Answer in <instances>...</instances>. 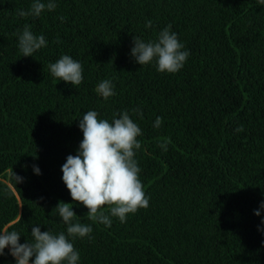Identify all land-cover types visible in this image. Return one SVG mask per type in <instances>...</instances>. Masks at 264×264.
<instances>
[{"label": "trees", "instance_id": "16d2710c", "mask_svg": "<svg viewBox=\"0 0 264 264\" xmlns=\"http://www.w3.org/2000/svg\"><path fill=\"white\" fill-rule=\"evenodd\" d=\"M31 3L0 0V228L22 233L21 243L33 226L66 232L54 210L63 201L93 226L91 240L74 241L80 264H264L254 214L264 199V6L56 0L38 18L18 16ZM25 25L47 40L34 56L18 49ZM168 25L190 51L184 67L172 74L136 63L133 37L154 40ZM64 54L82 65L79 86L50 74L48 65ZM106 79L115 90L107 101L94 91ZM89 110L109 120L128 110L143 133L135 158L149 206L126 223L113 218L110 228L88 220L62 181L61 167L83 139L79 118ZM0 264L15 261L6 254Z\"/></svg>", "mask_w": 264, "mask_h": 264}, {"label": "clouds", "instance_id": "9594fccd", "mask_svg": "<svg viewBox=\"0 0 264 264\" xmlns=\"http://www.w3.org/2000/svg\"><path fill=\"white\" fill-rule=\"evenodd\" d=\"M258 6H264V0H256ZM56 0H32L29 9H19L18 16H41L42 12L54 11ZM61 21L64 17H60ZM152 21H147L145 27L150 28ZM18 49L23 57L47 47L44 35H35L29 26L16 33ZM130 55L142 66L154 62L156 71L160 73H177L185 65L190 51L185 49L178 39V34L171 30V25L164 27L154 40L145 41L138 35L133 37ZM52 77L72 86H79L83 81V69L79 61L70 55H62L56 62L48 65ZM94 91L105 101L115 95L111 80H103L97 84ZM132 113L143 118L139 108ZM162 117L157 116L153 127L162 126ZM79 128L83 139L76 154H69L62 165V181L69 190L73 202H78L88 209L86 218L97 225L110 228L113 218L120 223H126L129 214H135L140 208L149 206V198L143 190L139 178L141 168L136 153L142 145L139 139L142 129L131 118L129 111L124 110L114 114L109 119L100 118L95 110H89L79 118ZM243 131L242 126L235 129ZM159 148L167 152L168 142L161 141ZM33 172L42 175L38 165H33ZM18 183L23 180L16 175ZM104 206H107L105 209ZM55 214L60 222L66 225V232L41 231L40 226L31 228L29 239L21 243V234L16 230L0 228V256L10 254L15 264H80V253L74 247L77 239H92L93 226L78 221L73 204L59 202ZM254 214L260 217L257 230L264 234V199ZM6 249L8 252L6 253Z\"/></svg>", "mask_w": 264, "mask_h": 264}]
</instances>
